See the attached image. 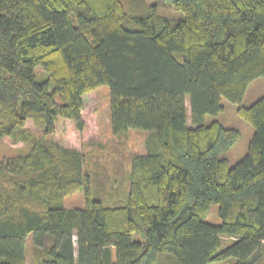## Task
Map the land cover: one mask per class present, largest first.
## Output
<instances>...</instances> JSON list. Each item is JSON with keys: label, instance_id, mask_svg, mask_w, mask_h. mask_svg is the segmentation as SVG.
Wrapping results in <instances>:
<instances>
[{"label": "trees", "instance_id": "trees-1", "mask_svg": "<svg viewBox=\"0 0 264 264\" xmlns=\"http://www.w3.org/2000/svg\"><path fill=\"white\" fill-rule=\"evenodd\" d=\"M263 75L264 0H0V140L21 144L0 156V264H264V96L241 106ZM102 85L112 134L145 151L93 193L91 153L52 135L58 117L83 134ZM223 99L254 128L231 167L239 131L205 123Z\"/></svg>", "mask_w": 264, "mask_h": 264}, {"label": "rangeland", "instance_id": "rangeland-1", "mask_svg": "<svg viewBox=\"0 0 264 264\" xmlns=\"http://www.w3.org/2000/svg\"><path fill=\"white\" fill-rule=\"evenodd\" d=\"M148 5L157 3V0H145ZM159 14L174 20L182 19L183 13L176 10L170 5H159ZM264 96V75L251 81L243 96L241 106L248 107L256 100ZM109 88L107 86L97 87L91 96L84 99V111L86 116L91 118V124L87 125L83 134H79L71 120L58 117L54 123L55 131L52 135L53 139L64 146L81 149L90 152L89 168L94 172L92 176V191L93 193L102 186L103 190H107L112 186L116 187L113 182L115 161L122 169L124 167L125 157L129 153L144 152L145 151V137L146 133L142 131H130L126 136L121 138L115 137L112 134L110 121H109ZM185 104L187 106V113L189 114V99L185 97ZM221 104L223 110L216 115H207L205 123L209 124L213 120H217L225 127H231L239 131V139L221 156L228 159L229 167L235 165L242 159L248 151V145L254 128L236 113V106L232 105L227 100H222ZM190 121V118H188ZM27 127L35 131L31 121L25 124ZM38 132V131H37ZM97 139V142L92 145L81 146L82 142L89 141L90 139ZM108 146V147H107ZM21 144L15 146H8L0 140V156L14 154L17 152ZM110 149V151L108 150ZM65 206L67 207H82L83 195L82 193H74L64 199ZM205 222L220 225L221 219L218 215V205L212 204L204 219ZM222 247H224L229 240L222 238ZM31 241L27 242L26 254L27 261H30L31 253L29 251ZM213 264H229L228 262H216Z\"/></svg>", "mask_w": 264, "mask_h": 264}]
</instances>
